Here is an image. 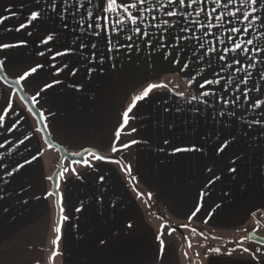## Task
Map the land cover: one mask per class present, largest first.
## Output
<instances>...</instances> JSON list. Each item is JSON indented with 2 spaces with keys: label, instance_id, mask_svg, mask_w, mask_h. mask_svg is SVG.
I'll return each instance as SVG.
<instances>
[{
  "label": "crops",
  "instance_id": "obj_1",
  "mask_svg": "<svg viewBox=\"0 0 264 264\" xmlns=\"http://www.w3.org/2000/svg\"><path fill=\"white\" fill-rule=\"evenodd\" d=\"M84 3L94 13L88 21L92 28L85 23V32H73L77 26L71 17L64 28L45 0H0V42L19 45L0 50V59L14 80L42 65L20 83L52 138L72 154L91 149L115 158L65 163L58 224L49 177L60 157L45 143L18 95L0 80V264H264V246L249 240L251 232L264 238V124L251 123L264 121V106H251L264 99V51H252L257 45L264 48V29L223 10L225 20L209 17L215 27L205 35L194 23L204 21L203 13L196 15L199 8H189L191 16L169 17L153 0L156 10L142 13L137 35L128 30L136 25L121 31L96 19L97 9ZM36 10H43L41 19L30 23ZM232 26L246 27L250 34L230 33ZM50 34L53 39L45 42ZM233 38L254 43L245 45L247 54L225 52ZM201 40L205 80L213 81L205 84V92L215 95L192 101L193 90L154 89L137 102L125 125L122 115L133 97L148 84H160L163 76L177 74L174 59L194 55L193 42ZM127 44L132 47L119 46ZM233 57L241 64H233ZM221 111L224 116L218 115ZM222 142L228 146L217 151ZM177 147L195 150L175 152ZM233 167L236 172L230 171ZM157 235L164 240L162 254ZM205 235L211 237L207 247ZM245 247L260 249L256 260L243 252ZM209 248L221 253L209 254Z\"/></svg>",
  "mask_w": 264,
  "mask_h": 264
},
{
  "label": "snow or ice",
  "instance_id": "obj_2",
  "mask_svg": "<svg viewBox=\"0 0 264 264\" xmlns=\"http://www.w3.org/2000/svg\"><path fill=\"white\" fill-rule=\"evenodd\" d=\"M37 4L41 3V0H36ZM45 3L47 5V8H50L52 13H54L63 23L64 28H69V22L67 20L68 17H71V20L75 22L76 28H72L73 32H76L77 28L81 32H85L86 30L84 29L83 25L85 23H88V21H92L94 17V13L90 10H88L87 5L84 3V0H60L59 2V7L60 11H57L58 3L57 0H45ZM87 3L93 4V7L97 9V12L95 13V18L96 19H103L108 23H113L117 26H121L120 30L123 31L124 28L123 26L125 25H136L135 28H129V31L135 32L137 35L141 34V28L139 26V23L141 21V16L142 13L144 12H151L156 10V4L159 5L160 8H163L165 10V15L169 17H176L180 16L181 18H184L186 15L191 16L192 13L188 12L187 10L189 8H199V12L196 13L197 16H199L201 13L204 14V21L203 22H194L198 23L199 27L205 29V35H207V29L215 27L213 23L209 21V17H213L214 19L224 21L225 17L223 15V10L228 11V16L231 17L232 19H235L237 21H244L247 23L251 24H256L259 22L261 25V28L264 29V15H261V13H264V0H167V4H164L161 2V0H156V4L153 3V0H87ZM208 4H211V10L208 9ZM203 5V7H201ZM173 6V7H170ZM81 9H84V13L87 15V20H85L84 13H81ZM132 10H135V14L133 13ZM6 11H9V9H6ZM42 11L43 10H36L31 12V17H30V23L32 21H37L41 19L42 16ZM105 13L109 15H104ZM121 14H126L121 18ZM115 15V19H112V16ZM7 17H5L6 19ZM155 19V17H154ZM232 19L227 20L228 24H232ZM3 21L0 20V23ZM169 22L167 20L164 21V24L167 25ZM24 25H22L23 27ZM88 28H92V24L88 23ZM184 31H189L190 29H183ZM230 33H240V32H245L250 34V29L248 28H238L235 26H232L229 29ZM92 35L99 36V32H93ZM148 33H143V36H147ZM53 39V35H48L46 38V41H51ZM127 39L130 41L132 40V36L128 35ZM236 38H233V47L231 49L225 48L224 51L228 52H240L247 54L249 49L245 47V45H252L254 41L252 39H247L243 41L242 43H236L235 42ZM148 46L151 47V41L149 40ZM18 44H13V43H7V42H0V50L3 49H12L18 47ZM81 47H84L85 45L81 44ZM120 47H128L131 48V44L127 45H119ZM92 48H96V44H91ZM138 47V46H137ZM111 51V49H109ZM209 51H215V49H209ZM252 51H255L257 53L264 51V48L257 47L253 48ZM64 53H57V55H63ZM218 58L220 60H225L226 57L223 54L217 53ZM251 60V58H249ZM174 63H178L179 61L175 60L173 61ZM241 60L237 59L235 57L232 58V63L233 64H241ZM101 63H103V60H101ZM5 67V60L0 59V69H3ZM37 67H42V65H38ZM37 67H32L28 71L22 73L19 75L17 79V83L20 81L25 80L29 75L32 73L37 72ZM115 67V65H113ZM187 65H182V68H186ZM227 67H232V64L227 65ZM264 78V77H262ZM0 79H4V77H0ZM57 83L59 81H56ZM245 84L247 83L246 80L243 81ZM213 81L211 80H205V84H211ZM215 83L219 84L220 81L216 80ZM48 87H51V85H48ZM167 87V85L164 84H155L151 83L148 84L147 87L138 95L133 97L132 103L124 110L122 119L123 123L126 125L129 122L130 119V113L132 112L133 108L136 107V104L138 101H143L146 98H148L149 94L154 90L158 88H164ZM200 87H204V84H201ZM257 92L260 91L259 88L255 89ZM251 91V89L249 90ZM180 95H183V93H180ZM203 96H209V95H215V93H209V92H204L202 93ZM245 98L247 99V93H244ZM197 96H192L191 100L195 101L197 100ZM221 100H223V97H220ZM191 102V101H189ZM225 104L229 103V101L224 100L223 101ZM204 103H208L207 101H204ZM232 104L236 103V100L233 99L231 101ZM253 108H261L264 106V99H259L257 98L256 100L253 101L252 105ZM169 109H165V111H168ZM2 111V110H0ZM179 111V109H177ZM196 111H199V109H196ZM229 115H235L233 112H229ZM218 115L224 116L225 113L223 111L219 112ZM264 115V113H262ZM251 123L255 124H264V121L261 120H253ZM135 131V129H133ZM120 135V131H116V136L118 137ZM137 141H132V143H136ZM167 143V141H165ZM226 142H222L221 145L217 146V151L223 152L224 149L227 147ZM125 147H128V145H125ZM190 150H195V149H187V148H175V152H185V151H190ZM113 151H116V148L113 146ZM35 159V157H33ZM97 159H105L102 156H98ZM26 163H29V161H25ZM24 165L21 164L19 165V168H23ZM129 173H130V166L128 168ZM211 170V169H210ZM74 171V170H73ZM231 172H236V168H230ZM77 176L80 174L77 173ZM49 179H52V177H49ZM103 179V177H101ZM3 197L0 196V199ZM27 203V201H25ZM196 211H199V208L196 209ZM63 212V208H61V213ZM195 213H193L194 215ZM62 219H67V217H62ZM130 227V225H129ZM57 233L60 232V228L57 227L55 229ZM195 231V229H193ZM171 233H169L170 235ZM157 239L160 241V248L159 252L162 254L164 251V240L161 238V235H157ZM54 244H58V240L53 241ZM188 247L191 248L192 244L189 243ZM243 252L245 253H250L252 260L257 259V253H259L260 249L257 248L254 251H250L249 248H243ZM209 254H220L221 250L219 248H209L208 249ZM56 253H54L55 255ZM229 256L232 255V252L227 253ZM187 255V253H185ZM199 255V253H197ZM210 264H216L215 260L211 261Z\"/></svg>",
  "mask_w": 264,
  "mask_h": 264
},
{
  "label": "water",
  "instance_id": "obj_3",
  "mask_svg": "<svg viewBox=\"0 0 264 264\" xmlns=\"http://www.w3.org/2000/svg\"><path fill=\"white\" fill-rule=\"evenodd\" d=\"M0 77H4V79H0L3 84H5L7 87L11 88L20 98V100L23 102V104L26 106L28 111L31 113V115L35 118V120L38 123L39 131L43 136V139L46 144H48L50 147L56 149L60 153V162L59 165L52 175L51 183H52V195L56 198V205L58 210V224H60L61 221V207H60V192H59V186H60V177L64 172V165L66 162H70L72 164H84L86 162V159L90 156H102L105 159H115L113 157L104 156L100 152H97L95 150H85L80 154H72L65 148L63 145L55 142V140L52 138L48 127L45 123L43 114L36 106L33 98L26 92L22 84L19 82L17 83V80L12 79L8 76L5 69H0ZM249 240L252 242H255L257 244L264 246V238L258 236L255 232H251L249 234Z\"/></svg>",
  "mask_w": 264,
  "mask_h": 264
},
{
  "label": "rangeland",
  "instance_id": "obj_4",
  "mask_svg": "<svg viewBox=\"0 0 264 264\" xmlns=\"http://www.w3.org/2000/svg\"><path fill=\"white\" fill-rule=\"evenodd\" d=\"M192 51L194 55H191L192 53L190 51L191 54L182 57L180 56L178 58L179 70L177 74L173 73L163 76L160 84L167 85V87L174 89L178 88L188 91L193 90L195 96L205 98V96L202 95V93L205 92V40L194 41ZM182 65H187V67L182 68ZM201 84H204V87H200ZM50 148L54 154L60 157V153L56 149L52 147ZM52 198L54 199L53 195ZM179 236L183 238V235ZM188 238L190 241H192L189 234ZM210 241L211 237L205 235L206 247Z\"/></svg>",
  "mask_w": 264,
  "mask_h": 264
}]
</instances>
